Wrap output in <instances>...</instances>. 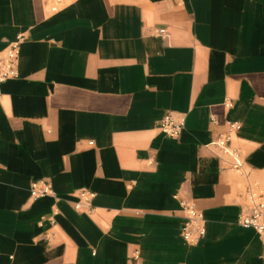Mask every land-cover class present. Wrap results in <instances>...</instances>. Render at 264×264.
Returning <instances> with one entry per match:
<instances>
[{
	"label": "crops",
	"instance_id": "crops-1",
	"mask_svg": "<svg viewBox=\"0 0 264 264\" xmlns=\"http://www.w3.org/2000/svg\"><path fill=\"white\" fill-rule=\"evenodd\" d=\"M20 33L17 76L0 83V264H264L210 144L236 122L243 189L248 170L264 180V0H71L56 13L0 0V50ZM168 112L184 117L176 139L157 127ZM38 180L53 195L33 199ZM181 203L204 220L193 245Z\"/></svg>",
	"mask_w": 264,
	"mask_h": 264
},
{
	"label": "built area",
	"instance_id": "built-area-1",
	"mask_svg": "<svg viewBox=\"0 0 264 264\" xmlns=\"http://www.w3.org/2000/svg\"><path fill=\"white\" fill-rule=\"evenodd\" d=\"M50 13H56L71 3V0H42ZM163 29L158 33L162 34ZM23 34H17L0 50V83L17 76L18 57ZM230 106V103H227ZM184 117L174 113L164 114L158 122L159 131L169 138L176 139L184 129ZM239 128L236 122L230 123L227 131L218 134L210 144L214 147L218 157L222 158L226 165L236 171L240 176H245L243 161L240 153L229 146L230 133ZM92 144V142H89ZM29 193L33 199L53 195L50 183L33 181L29 185ZM91 194L83 191L80 200L88 201ZM79 202L76 204L78 206ZM185 209L186 220L181 227V236L187 245L195 244L204 234V220L202 214L192 204L181 203ZM238 224L244 228H252L264 244V189L256 182L250 181L242 190L241 209Z\"/></svg>",
	"mask_w": 264,
	"mask_h": 264
},
{
	"label": "rangeland",
	"instance_id": "rangeland-1",
	"mask_svg": "<svg viewBox=\"0 0 264 264\" xmlns=\"http://www.w3.org/2000/svg\"><path fill=\"white\" fill-rule=\"evenodd\" d=\"M229 170H230L229 173L232 176L231 179H230L231 180V184H233V186L236 187V190L232 191V195L233 194L236 195V194L242 192L243 185H244V180L236 171H233L231 169H229ZM248 171L250 172V177L249 178H252V179L258 181L262 185V187L264 188V180H262L261 177L256 176L252 171H250V170H248Z\"/></svg>",
	"mask_w": 264,
	"mask_h": 264
}]
</instances>
